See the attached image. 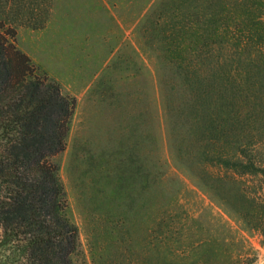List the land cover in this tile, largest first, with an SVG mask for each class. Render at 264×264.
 Wrapping results in <instances>:
<instances>
[{"label": "rangeland", "instance_id": "1", "mask_svg": "<svg viewBox=\"0 0 264 264\" xmlns=\"http://www.w3.org/2000/svg\"><path fill=\"white\" fill-rule=\"evenodd\" d=\"M24 4L20 17L9 2L0 24L15 31L16 47L75 100L59 177L78 229L83 257L77 264H264V221L260 230L246 229L191 178L197 155L187 159L189 167L175 155L178 142L189 145L187 130L178 112L172 116L176 130L167 118V103H182L161 87L172 78L161 60L162 33L152 22L163 13L171 23L177 7L182 18L188 2ZM39 21L44 26L33 29ZM138 166L150 174L145 210ZM206 168L215 175L225 170ZM260 179L247 184L264 203ZM113 216L123 223L117 248L109 252L104 226ZM7 256L0 251V264Z\"/></svg>", "mask_w": 264, "mask_h": 264}, {"label": "trees", "instance_id": "2", "mask_svg": "<svg viewBox=\"0 0 264 264\" xmlns=\"http://www.w3.org/2000/svg\"><path fill=\"white\" fill-rule=\"evenodd\" d=\"M26 1L0 0V16L9 2L23 16ZM186 1L182 18L177 7L171 23L163 13L152 22L172 78L161 87L182 103H167V118L175 129L178 112L187 130L189 145L178 142L175 155L189 167L195 153V184L246 229L260 230L264 203L247 182L264 179V0ZM2 31L0 24V251L8 253L7 264H77L83 257L78 229L59 177L75 100L16 47L13 29ZM210 165L225 170L215 175ZM136 171L143 198L150 174ZM139 206L148 207L144 198ZM107 222L110 252L123 221Z\"/></svg>", "mask_w": 264, "mask_h": 264}]
</instances>
